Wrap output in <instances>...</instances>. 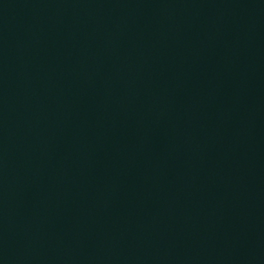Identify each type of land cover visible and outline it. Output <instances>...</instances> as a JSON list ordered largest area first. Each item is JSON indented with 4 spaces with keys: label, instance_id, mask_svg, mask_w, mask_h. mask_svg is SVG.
Segmentation results:
<instances>
[{
    "label": "water",
    "instance_id": "obj_1",
    "mask_svg": "<svg viewBox=\"0 0 264 264\" xmlns=\"http://www.w3.org/2000/svg\"><path fill=\"white\" fill-rule=\"evenodd\" d=\"M0 264H264V0H0Z\"/></svg>",
    "mask_w": 264,
    "mask_h": 264
}]
</instances>
